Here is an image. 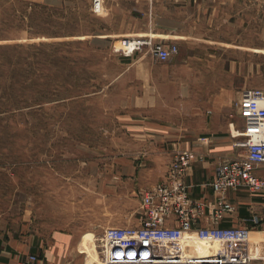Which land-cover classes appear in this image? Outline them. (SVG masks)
I'll list each match as a JSON object with an SVG mask.
<instances>
[{"label":"crops","instance_id":"0c3cea01","mask_svg":"<svg viewBox=\"0 0 264 264\" xmlns=\"http://www.w3.org/2000/svg\"><path fill=\"white\" fill-rule=\"evenodd\" d=\"M17 1L74 6L73 0ZM91 5L85 0L104 25L78 38L96 42L111 55L110 62L104 58L97 66L103 81L98 87L97 79L94 94L108 122L102 132L109 136L88 165L95 218L40 239L23 226L16 236L2 232L0 264H19L30 253L39 256L40 264H94L96 239L106 227L103 214L136 216L127 225L139 224L142 195L165 179L179 152L198 157L186 169L185 181L192 197L209 201L214 195L208 182L217 166L241 153L233 146L229 123H241L235 107L240 91L261 81L264 0H102L97 13ZM130 36L174 44L177 53L159 62L146 50L129 57L112 50L119 38ZM258 173L264 176V165ZM226 198L232 210L223 213L219 226H256L264 234V192L229 190ZM206 224L201 217L194 228Z\"/></svg>","mask_w":264,"mask_h":264},{"label":"rangeland","instance_id":"374dc122","mask_svg":"<svg viewBox=\"0 0 264 264\" xmlns=\"http://www.w3.org/2000/svg\"><path fill=\"white\" fill-rule=\"evenodd\" d=\"M73 2L47 8L0 0V233L16 236L23 226L40 239L93 218L88 165L109 137L94 95L103 81L97 66L111 55L78 38L104 22L85 0ZM260 80L249 87L264 89V49ZM135 217L105 212L103 223Z\"/></svg>","mask_w":264,"mask_h":264},{"label":"built area","instance_id":"2783aa9c","mask_svg":"<svg viewBox=\"0 0 264 264\" xmlns=\"http://www.w3.org/2000/svg\"><path fill=\"white\" fill-rule=\"evenodd\" d=\"M101 4L102 0H92V12H99ZM116 42L113 51L125 57L146 50L164 62L177 53L174 44L165 46L148 36ZM235 107L241 123L230 122L229 134L241 153L217 166L208 182L214 199L190 195L185 172L198 157L192 151L179 152L165 179L142 195L139 224L107 226L97 237L102 264H264V234L259 228L218 225L223 213L232 210L227 191L264 192V176L258 173L264 165V89H242ZM201 217L208 224L194 228ZM198 242L207 245L205 252L196 251ZM19 264H40V259L30 253Z\"/></svg>","mask_w":264,"mask_h":264},{"label":"bare ground","instance_id":"6f19581e","mask_svg":"<svg viewBox=\"0 0 264 264\" xmlns=\"http://www.w3.org/2000/svg\"><path fill=\"white\" fill-rule=\"evenodd\" d=\"M195 246H196V251L199 253L205 252L206 249L208 248L207 245L202 243V242H198ZM94 264H102V262L98 256H97V259H96Z\"/></svg>","mask_w":264,"mask_h":264},{"label":"trees","instance_id":"16d2710c","mask_svg":"<svg viewBox=\"0 0 264 264\" xmlns=\"http://www.w3.org/2000/svg\"><path fill=\"white\" fill-rule=\"evenodd\" d=\"M4 46H0V49L3 48Z\"/></svg>","mask_w":264,"mask_h":264}]
</instances>
